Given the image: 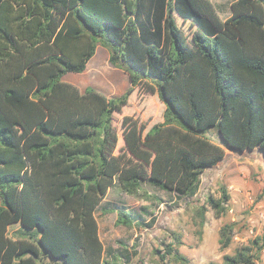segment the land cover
<instances>
[{
  "label": "trees",
  "instance_id": "obj_1",
  "mask_svg": "<svg viewBox=\"0 0 264 264\" xmlns=\"http://www.w3.org/2000/svg\"><path fill=\"white\" fill-rule=\"evenodd\" d=\"M230 9L222 18L211 0H0V264H113L96 210L124 226L156 218L144 222L146 206L109 208V187L135 195L146 181L182 198L224 147L264 153V0ZM185 36L208 76L188 68ZM97 44L129 75L119 96L62 79ZM229 199L221 187L197 212L219 217ZM232 229L220 227L221 249ZM178 243L165 244L163 261L184 259ZM263 248L255 236L210 264H254Z\"/></svg>",
  "mask_w": 264,
  "mask_h": 264
},
{
  "label": "rangeland",
  "instance_id": "obj_2",
  "mask_svg": "<svg viewBox=\"0 0 264 264\" xmlns=\"http://www.w3.org/2000/svg\"><path fill=\"white\" fill-rule=\"evenodd\" d=\"M212 1L226 5L225 12L221 11L222 18L230 15L229 6L232 0ZM184 46L188 68L196 69L200 66L203 68V75L208 76V70L199 63L192 41L187 36ZM97 47L95 55L100 59L105 47L101 44H97ZM79 77L82 89L92 80H96L98 86L103 85L104 81L102 71H98L94 79L86 73ZM142 96L145 98V106L147 103V108L153 111V100L144 90ZM207 136L217 144L221 143L215 130L208 132ZM224 149L225 156L216 165L207 167L201 173L198 189L190 196L177 198L173 193L146 181L142 182L140 191L135 195L126 194L117 184L109 187L103 198V202L109 203V208H126L139 213L140 207L146 206L149 213H141L144 222L148 221L150 215L155 216L156 220L150 227L117 225L115 211L102 213L100 208L97 209L95 216L99 237L105 248L104 258L112 260L113 264L221 263L224 254H232L237 247L248 244L255 236L264 235L263 154L258 148L241 152L231 151L226 147ZM221 187L230 195L228 209L216 217L214 211L207 206L202 218L197 212L199 206L204 203L208 194L220 196ZM225 223H233L231 243L221 249L218 243L219 229ZM15 227H10V231ZM174 236L179 238L175 247L184 259L175 260L168 255L163 261L160 255L165 244L172 242ZM39 264L53 263L45 260ZM254 264H264V248L255 257Z\"/></svg>",
  "mask_w": 264,
  "mask_h": 264
},
{
  "label": "crops",
  "instance_id": "obj_3",
  "mask_svg": "<svg viewBox=\"0 0 264 264\" xmlns=\"http://www.w3.org/2000/svg\"><path fill=\"white\" fill-rule=\"evenodd\" d=\"M214 4H215L218 12L221 15V11L223 12L226 9V5L222 4L221 2H217ZM97 49H98V47H96L94 54L90 57V59L86 63L85 69L82 72H79V73L68 72L62 76V79L64 81H67V82H70V83L77 85V87L81 91H83L86 86L82 89V87H81L82 83L79 82V78H80L79 75L86 73L88 75H91L94 79V77H96L98 71H102L103 79H104L103 85L98 86L96 84L97 81L92 80V82H90V84L87 86L94 87L95 89H97L98 91H100L101 93H103L107 97L119 96L122 93H124L125 90L130 86L129 75L126 71L119 69V68H115L109 63V61H108V50L106 48L104 49L105 51H103V54L101 55L102 57L100 59H97V57H96Z\"/></svg>",
  "mask_w": 264,
  "mask_h": 264
},
{
  "label": "water",
  "instance_id": "obj_4",
  "mask_svg": "<svg viewBox=\"0 0 264 264\" xmlns=\"http://www.w3.org/2000/svg\"><path fill=\"white\" fill-rule=\"evenodd\" d=\"M262 154H263V157H264V153L262 152Z\"/></svg>",
  "mask_w": 264,
  "mask_h": 264
}]
</instances>
